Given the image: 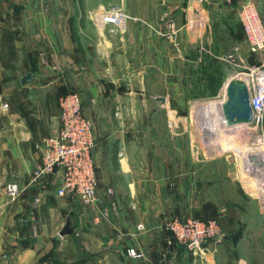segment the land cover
Returning <instances> with one entry per match:
<instances>
[{"label": "crops", "instance_id": "crops-1", "mask_svg": "<svg viewBox=\"0 0 264 264\" xmlns=\"http://www.w3.org/2000/svg\"><path fill=\"white\" fill-rule=\"evenodd\" d=\"M131 1L127 11L135 20L123 35L66 27L61 8L67 0L22 1L29 27H13L23 45L18 68L11 71L0 51V264H264V201L245 195L217 161L193 158L181 134L170 136L176 124L170 105L155 102L157 95L154 104L140 103L150 80H171L177 59L192 63L187 55L193 42L200 50L196 64L231 47L246 54L239 7L252 3L264 26V0H157L146 6ZM102 7L99 2L90 8ZM158 17L178 28L174 41L163 36L164 24L152 26ZM6 29L11 31L0 27V41ZM89 30L95 41L79 42L76 35L86 37ZM27 72L33 81L23 86L20 80ZM73 91L93 127L101 208L116 203L107 218L77 199L57 197L59 174L31 183L41 164L43 139L58 129L59 99ZM158 112L167 118V138L178 144L172 157L153 146ZM10 182L23 188L15 201L4 192ZM245 208V219L234 214ZM177 216L218 220L223 240L215 247L205 245L190 262L188 251L173 243L164 228L166 220ZM67 219L73 232L61 237ZM241 223L246 232L232 227ZM127 249L144 259L129 258Z\"/></svg>", "mask_w": 264, "mask_h": 264}, {"label": "rangeland", "instance_id": "rangeland-1", "mask_svg": "<svg viewBox=\"0 0 264 264\" xmlns=\"http://www.w3.org/2000/svg\"><path fill=\"white\" fill-rule=\"evenodd\" d=\"M22 1L27 4L26 0H0V27L4 26L11 29V31L6 29L1 33V58L2 60L6 59L11 64V71L19 66L18 56H20V48L23 46L17 43L19 36L13 27H29L28 18L24 16L26 6ZM47 1L45 0V4L49 3ZM99 2L103 3L102 8L119 7L127 15H129L127 8L134 3L131 0H82L84 9L83 15H81L78 0H67L68 5L66 8H61L65 12L63 18L66 27H96L95 12H98L101 8H96L95 11H92L90 7ZM150 2L155 3L158 1L139 0V3L141 5L145 4V6ZM40 8L43 10L46 8L48 12L52 11V7L49 6H42ZM81 18L83 21L80 22ZM158 18L152 26L158 21V25L164 24L167 27L168 22H164L165 20H161L160 17ZM76 37L79 42L82 40L92 42L96 39L91 30L87 32L86 37H83L81 34H77ZM242 43L245 46L244 37ZM172 48V54L178 55L176 48L173 46ZM232 48L227 49L222 56L216 57L217 59L207 54L204 57L203 63L196 64L194 62L196 59H199L200 50L197 52L195 43L193 42L187 55V58L191 59L192 63L183 65L176 62L179 61L177 59L175 63H172L171 80H165L164 82L156 79L150 80L146 88L147 95L140 97V103L154 104L155 102L152 100L154 95L164 97L166 100L165 104L170 105L171 109L174 110V117L171 120L176 121V124H173L170 136L176 137L178 134H181L183 136H181V144L183 142L186 143L187 150L193 158L196 160L217 161L222 174L223 172L228 173V178H232L235 183L240 185L245 195L255 200L260 199L264 201V166L262 168H255L254 170L251 169L254 165L251 160L255 155L258 157L256 165H259V161L260 164H264V150L263 153L258 154V149L252 148L254 147L253 135L245 127H238L232 131L222 132L217 125L214 126L217 136L215 140H212L213 142L210 140V136L204 135V132H208L209 130L207 128L208 123L213 116L211 112L205 111L207 106L211 103H220L223 97H225L226 86L229 81L233 79L242 80L244 75L249 73V69L258 68L264 63V55H251L247 49L246 54L229 59L227 56L232 53ZM214 51L216 52L215 49ZM239 59H242L243 62L240 63ZM240 64H242L241 67L236 66ZM197 105H201L203 109L195 110V106ZM196 113L201 120H204L202 124H200L199 119H194ZM154 119L156 123L154 149L156 152L162 154L170 151L172 157L179 150L177 141L174 142L167 138L166 129H164L166 126L164 122L167 118L163 112H158L155 113ZM168 141L169 144L166 145L165 143H168ZM244 156L246 157V165L248 163L251 164L249 170H246L248 167L242 166ZM234 214L245 219L246 208L237 209ZM232 227L239 233L246 232V223L232 225Z\"/></svg>", "mask_w": 264, "mask_h": 264}, {"label": "built area", "instance_id": "built-area-1", "mask_svg": "<svg viewBox=\"0 0 264 264\" xmlns=\"http://www.w3.org/2000/svg\"><path fill=\"white\" fill-rule=\"evenodd\" d=\"M238 16L247 51L251 55H264V26L255 6L250 2L243 3L239 7ZM94 18L100 32L107 29L110 34L120 35L126 32L128 22L135 20L119 7L101 8ZM177 34L178 28L173 22H169L167 32L163 36L174 41ZM240 55L241 51L236 46L232 48V53L227 58L232 59ZM239 62L242 63V59H239ZM41 63L45 64V61L42 60ZM52 69L57 70L58 67L53 66ZM248 71L242 81L249 92L253 118L251 125L245 126V129L253 135L255 146L264 147V63ZM224 99L225 97L220 101V105L224 103ZM58 105V129L43 139L41 164L32 172L31 183L38 184L43 178L59 174L60 182L55 192L57 197L77 199L84 207L98 208L102 217L107 218L110 210L116 209V203L109 201L107 208H101L102 200L97 192L92 156L94 148L92 123L82 110L78 93L74 91L67 93L59 99ZM195 107V110L203 109L201 105ZM198 117L196 113L194 119H199L201 122L199 123L202 124L204 120ZM4 192L9 201H15L21 196L23 188L19 183L10 182L5 185ZM107 194L112 193L108 191ZM164 228L179 245L188 250L193 260L201 256L205 245L211 244L215 247L224 237L217 220L202 221L194 217L177 216L166 220ZM138 230H143V226L138 225ZM126 255L134 260L144 259L142 253L133 249H127Z\"/></svg>", "mask_w": 264, "mask_h": 264}, {"label": "water", "instance_id": "water-1", "mask_svg": "<svg viewBox=\"0 0 264 264\" xmlns=\"http://www.w3.org/2000/svg\"><path fill=\"white\" fill-rule=\"evenodd\" d=\"M33 81L30 72H27L20 80L21 85H27ZM155 102L164 105V97H155ZM220 114L226 127H245L252 123V110L249 104V92L245 83L240 79H233L227 83L224 103L220 105ZM257 156L251 160L256 165ZM257 167H263L259 164ZM56 169V168H55ZM54 169V170H55ZM73 232L70 227V220L67 219L59 235L61 237L71 235Z\"/></svg>", "mask_w": 264, "mask_h": 264}, {"label": "bare ground", "instance_id": "bare-ground-1", "mask_svg": "<svg viewBox=\"0 0 264 264\" xmlns=\"http://www.w3.org/2000/svg\"><path fill=\"white\" fill-rule=\"evenodd\" d=\"M205 111L206 112L207 111L211 112L213 114L211 120H209V123H208V127L207 128H209V130H208V132H204V135H208V136L211 137L210 138L211 141L215 140V137L217 136L216 135L217 131L215 130V127H214L215 125L219 126V128L221 129L222 132L232 131V130H234V129L239 127L238 126V127H230V128H228V127L225 126V124H224V122L222 120L221 114H220V104H218V103H216V104L211 103L209 106H207V109H205ZM252 148L258 149V154L263 153V150H264L263 146H255L254 145V147H252Z\"/></svg>", "mask_w": 264, "mask_h": 264}, {"label": "trees", "instance_id": "trees-1", "mask_svg": "<svg viewBox=\"0 0 264 264\" xmlns=\"http://www.w3.org/2000/svg\"><path fill=\"white\" fill-rule=\"evenodd\" d=\"M78 6H79V11H80V13H81V15H83V4H82V0H78ZM81 21H83V19L81 18L80 19V22ZM194 218H197V217H194ZM197 219H199V218H197ZM199 220H202V221H208V220H203V219H199ZM168 232V231H167ZM169 233V232H168ZM170 235H171V233H169ZM171 239H172V241H173V243H176V244H178L175 240H174V238H173V236L171 235ZM171 243V242H170ZM179 245V244H178ZM188 258H189V260H190V262L193 260V257L191 256V254L188 252Z\"/></svg>", "mask_w": 264, "mask_h": 264}]
</instances>
